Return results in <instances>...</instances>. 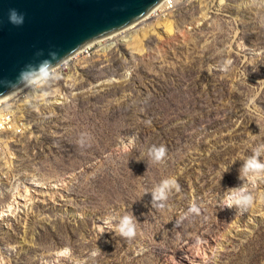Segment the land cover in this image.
Instances as JSON below:
<instances>
[{"label": "rangeland", "instance_id": "obj_1", "mask_svg": "<svg viewBox=\"0 0 264 264\" xmlns=\"http://www.w3.org/2000/svg\"><path fill=\"white\" fill-rule=\"evenodd\" d=\"M135 25L58 67L0 134V264H264V180L240 179L264 144V0H170ZM235 187L249 213L217 207Z\"/></svg>", "mask_w": 264, "mask_h": 264}, {"label": "water", "instance_id": "obj_2", "mask_svg": "<svg viewBox=\"0 0 264 264\" xmlns=\"http://www.w3.org/2000/svg\"><path fill=\"white\" fill-rule=\"evenodd\" d=\"M164 1L0 0V80H16L26 64L38 63L50 51L62 57V64L93 41L141 20ZM12 8L25 14L20 27L8 21ZM12 92L0 85V99Z\"/></svg>", "mask_w": 264, "mask_h": 264}, {"label": "clouds", "instance_id": "obj_3", "mask_svg": "<svg viewBox=\"0 0 264 264\" xmlns=\"http://www.w3.org/2000/svg\"><path fill=\"white\" fill-rule=\"evenodd\" d=\"M8 21L13 26L20 27L25 23V14L12 8L8 12ZM36 55L41 56L43 53L37 52ZM61 60L62 57H60L57 52L50 51L48 57L40 60L38 63L26 64L25 67L21 69L16 80H0V85L11 89V91L17 89H29L34 92L42 91L45 86L60 78L56 66L61 63ZM226 67L227 66H225V70ZM86 139L87 134L81 137L79 141L81 146L85 144ZM147 155L154 163H165L167 148L165 146H153L149 149ZM235 161L236 160L232 161L231 164L235 163ZM230 165L225 168L223 174L229 170ZM240 179L244 181V183L253 180H264V144L253 149V155L243 164V176L240 174ZM179 189L180 186L175 178L164 180L150 191L152 207L157 209L165 208L170 194L173 191H179ZM234 189H236V191H233L227 199L220 200L217 207L221 211L225 209H235V213H239L240 215L249 213L254 203L253 196L247 191L239 190V187H235ZM200 211L201 209L198 206H191L187 213L182 214L179 218L175 219V226L179 227L186 219H189L192 214H198ZM111 231L113 230L108 227V224L106 223L105 231L99 234V238L103 233ZM117 231L121 237L127 240H133L137 235L136 224L133 218L130 216H123L118 221ZM63 255L65 258H69L71 256L70 250L65 249Z\"/></svg>", "mask_w": 264, "mask_h": 264}, {"label": "built area", "instance_id": "obj_4", "mask_svg": "<svg viewBox=\"0 0 264 264\" xmlns=\"http://www.w3.org/2000/svg\"><path fill=\"white\" fill-rule=\"evenodd\" d=\"M29 91V89H25L23 92H17L8 100L0 101V134L22 130V127H25L22 120L24 114L28 112V107L20 108L16 104H22L20 100L27 97Z\"/></svg>", "mask_w": 264, "mask_h": 264}, {"label": "bare ground", "instance_id": "obj_5", "mask_svg": "<svg viewBox=\"0 0 264 264\" xmlns=\"http://www.w3.org/2000/svg\"><path fill=\"white\" fill-rule=\"evenodd\" d=\"M168 1H170V0H165L164 2H162L160 6H158L154 11H152L151 13H149L148 15H146V16H145L144 18H142L141 20L136 21V22H134L133 24H131L130 26H127V27H125L124 29H122V30H120V31H118V32H115V33H113V34H111V35H109V36H105V37H103V38H100V39H97V40L93 41V42L90 43L89 45L85 46L84 48H82L81 50H79L78 52H76V54H80L81 52L87 50L88 48H90V47L93 45L94 42H96V41H98V40H101V39H104V38H109V37H111V36H113V35H115V34L123 33V32H125V31H127V30H130V29H132V28H135V27L137 26V25H135V24H137V23L140 22V21H145V20H147L148 18H150V17L154 16L155 14H157L158 11H159V10L161 9V7L163 6V4H164L165 2H168ZM76 54H74L73 56H71V57L68 58L67 60L73 58ZM67 60H66V62L64 61L65 63L63 62L64 64L62 63V64H59L58 66H56V68H58V67H60V66H61V68H62L65 64L68 63ZM61 68H59V69H61ZM23 90H25V89H17V90H15V91H13L12 93L8 94L7 96L3 97L2 99H0V101L8 100V99L12 98V96H15V94H17V92H23ZM25 96H26V95H25ZM27 100H28V99H27ZM27 103H28L27 101H23L22 104H16V106H17V107H20V108H23V107L26 108L27 105H28ZM20 198H22V197H21V196H18V197H17L16 201L14 202L15 206L21 204ZM13 206H14V205H10V206L8 207L9 211H11V210L13 209V208H12ZM6 212H8V211H5L4 213H6Z\"/></svg>", "mask_w": 264, "mask_h": 264}]
</instances>
